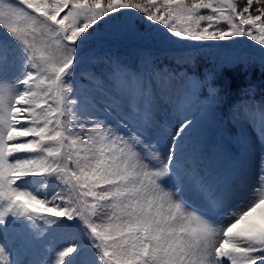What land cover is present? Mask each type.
Instances as JSON below:
<instances>
[{
  "label": "snow or ice",
  "instance_id": "1",
  "mask_svg": "<svg viewBox=\"0 0 264 264\" xmlns=\"http://www.w3.org/2000/svg\"><path fill=\"white\" fill-rule=\"evenodd\" d=\"M122 9L136 10L178 41L247 37L264 46V0H0V25L22 53L20 76L7 99L0 95V201L13 215L35 213L30 205H39L52 217H77L90 233L97 264H264V152L248 201L228 212L223 226L210 218L222 215L237 194L255 146L264 149V119L254 128L255 144L243 131L241 112L251 116L246 104L231 108L229 123L239 131L225 147L218 110L226 96L214 81L231 62L186 77L157 70L149 56L128 70L143 83L141 99L132 103L103 89L81 94L69 83L93 26ZM37 36L55 45L59 61L37 46ZM114 39L142 38L123 32L97 37L100 44ZM7 63L0 59V73ZM254 91L241 89L244 96ZM161 104L172 106L176 124L157 121ZM208 130L215 142L206 155ZM226 151L230 168L217 171ZM39 176L54 177L71 201L63 195L66 206H49L15 187L22 178ZM169 177L174 189L162 186ZM185 184L202 211L184 201ZM74 252L75 246L59 252L57 264ZM0 264H7L2 249Z\"/></svg>",
  "mask_w": 264,
  "mask_h": 264
},
{
  "label": "rangeland",
  "instance_id": "2",
  "mask_svg": "<svg viewBox=\"0 0 264 264\" xmlns=\"http://www.w3.org/2000/svg\"><path fill=\"white\" fill-rule=\"evenodd\" d=\"M12 2H15V0H12ZM134 21V25L126 29V26L124 24L123 27L120 29H117L115 25V29L113 30L114 33H132L136 34L139 37H141L142 40H146L147 42L150 41L149 39L152 37H155V39H159L162 37V40H172V47L173 48H181L179 47V41L170 36L163 28L157 29L156 26L153 28L154 25H151L149 22L145 21V26L143 24H139L140 22H137L141 19H131ZM129 22V23H130ZM139 24V25H138ZM128 25V23H126ZM3 32L2 25H0V39H5ZM6 35V34H5ZM2 36V37H1ZM244 40L246 39L247 42H254L247 37H242ZM119 42H128L129 40H120L116 39ZM153 41V40H152ZM231 41H240L239 37L234 38V40ZM37 46L39 48H43L46 54L51 55L56 61H59L61 59L60 53L57 51L55 45L50 41L46 40L44 36H37L36 38ZM246 42V44H248ZM102 45V44H101ZM240 45V46H239ZM7 46V45H5ZM111 47V46H109ZM5 48L2 44H0V49ZM108 48L106 43L103 44V49ZM112 48V47H111ZM116 50L119 51L120 54H128L132 52H126L122 50L120 47H114ZM250 49L249 45H242L241 43H231V47L228 50H225V48H221V51L216 52L213 54L214 60H211L210 63H212V67L215 68L217 65L221 64L222 62H231L227 66L224 67L226 72H228V69H231L232 71H243L245 68H248L247 71L258 72L261 70V64L264 63L263 58L259 56H251L248 50ZM5 50L9 53L11 56V62L12 64H6L3 72L0 73V95H4L7 99V96L10 94L11 91V84L12 82L18 78L21 74L20 69V57L22 53L20 52V49H17L15 47L12 48H5ZM136 61H139V64L142 59L147 58L145 53L136 51ZM179 56L176 58H167V63L173 61L175 63L178 62H187L190 63L192 59L189 58V56H194V51H182L177 52ZM111 53H106L104 55L102 54H91V53H84L79 55L77 59V65H84L86 70L94 71L95 73L101 72L100 75L104 74V70H113V69H119L120 71H125L129 66L121 63L117 59L115 61H118L119 64L122 67L117 68L116 65L113 63L114 56ZM187 56V57H186ZM122 61H129L130 58H125L123 60L122 58H119ZM156 61H152L153 64H160L162 63V59H159ZM161 61V62H159ZM31 63V62H30ZM252 63V64H251ZM166 64V63H165ZM164 65V64H163ZM175 68L174 63L172 64V69ZM35 70V69H34ZM176 72V71H175ZM174 72V73H175ZM90 73V72H89ZM264 76V71H262ZM84 73L81 72L79 75H76L72 77L74 80V88L77 92L83 94V91L85 90L84 82L86 79L83 77ZM71 79V80H72ZM2 80V82H1ZM70 83V82H69ZM93 86V85H92ZM107 92H110L114 95L116 94L115 89H108ZM240 94V98L244 97H250V96H244L242 93ZM254 95V93L252 94ZM251 95V96H252ZM244 96V97H243ZM167 110H170V107L166 106ZM198 114V113H197ZM262 115V119L264 116V112ZM173 123L178 122V117L174 118ZM65 123H67L65 121ZM247 132V131H246ZM244 132L250 139V141H253L255 144V141H257V131H254V137L252 135H248V133ZM235 134L232 135V137ZM224 138V137H223ZM231 137H229V141L225 143V147L227 146L231 147ZM164 147L160 146L161 151L166 152V146L163 142H161ZM214 147V146H213ZM212 150V148H209V152ZM264 152V149H261L258 145L255 146L253 153L249 156L247 161L245 162L240 175L238 177L237 182L241 181L242 179L248 177L249 182L254 181V183L258 186V176H259V160L260 156ZM26 154H18V157L22 158ZM210 159V158H209ZM255 160V161H254ZM210 164L216 163V161H213L210 159ZM257 161V162H256ZM209 162V161H208ZM231 163V157L228 154V152H225V156L223 159H221L216 164V170L220 172L228 171L230 168ZM162 186L166 189H172V183L167 181V179L163 180ZM172 184V185H171ZM243 184V182L241 183ZM15 187L18 190L26 191L32 195H34L36 198L44 200L46 203H48L49 206H66L63 203L64 196L65 198L69 199L71 201L72 197L69 195L68 189H63L61 184L54 178V177H26L22 178L20 181L17 182ZM256 188V186H255ZM189 196H191V201L197 205V201L199 200L194 194H191L190 192L187 193ZM262 193H257V195H260ZM64 195V196H63ZM196 198V199H194ZM248 198L246 199V201ZM245 202H240L239 199L237 200L236 204L234 206L229 205L228 210L233 211L239 207H241ZM199 203L202 204V202L199 200ZM203 205V204H202ZM240 205V206H239ZM237 206L236 208H234ZM30 207H34L37 209L35 213H30L27 216H21L19 214L13 215L11 212L7 211V204L6 202L0 201V213H3V222L0 223V249L3 250V256L5 257L7 264H57L58 262V254L62 251L63 248L69 247V246H75L78 248V245L81 246H89L91 245V249L88 251H83L75 261V264H97V257H96V250L92 247V241L90 239V233L88 229L84 226L83 221H80L77 217H73L70 222L71 230H68L67 233L63 234H57L60 231H58L55 236L51 237L48 241L44 242L41 245H37L36 237L38 234H41L43 228L40 231L34 232L35 225L38 224L40 219L45 216L46 213L44 212L43 208H41L39 205H30ZM81 211L83 212L84 209L81 208ZM228 211V212H229ZM228 212H224L221 214H213L212 220L216 226H223L226 223V217ZM49 216V215H48ZM92 219H95V217H92ZM103 219V218H102ZM106 220V217H104V221ZM68 221L67 218H59L56 223L54 224L52 230L55 227L59 226H65V223ZM97 223H102V220H97ZM44 224V223H42ZM40 228V227H39ZM38 230V229H37ZM36 231V230H35Z\"/></svg>",
  "mask_w": 264,
  "mask_h": 264
},
{
  "label": "trees",
  "instance_id": "3",
  "mask_svg": "<svg viewBox=\"0 0 264 264\" xmlns=\"http://www.w3.org/2000/svg\"><path fill=\"white\" fill-rule=\"evenodd\" d=\"M103 2V0H102ZM237 2H240V0H237ZM141 19L138 20L137 22H140L139 24H143L145 26V19L144 17L138 13L136 10L133 9H122L116 13L110 14L108 17H106L97 28L93 26V33L90 39H87L83 46L77 51V59L79 55L84 54V53H102V52H112L116 56L121 57L123 59L125 58H130L129 60L132 62L134 61L136 54L138 52L142 53H152V54H158L159 52H164L168 53L169 51L175 50L176 48L172 47V40H162V37L159 36V39H155V37L150 38L147 43L142 41H128V42H119L116 39L110 40L106 42V45L108 48L103 49V44L101 45L97 41L98 36H103V35H110V34H115L114 29L115 25L117 26V29H121L123 27L122 24L126 26V29L131 26V19ZM130 22V23H129ZM99 23V22H98ZM128 23V25H126ZM134 21H132V26L134 25ZM138 24V25H139ZM155 28V26H153ZM153 40V41H152ZM240 41H216V42H204V43H198V42H188V41H179V47L181 48H190V47H195L198 45H207L208 47L210 46H220V48L217 51H221V48H225V50L230 49L231 43H241L242 45L246 44L247 40L243 39L242 37H239ZM249 45H258L255 41L254 42H247ZM111 46V47H109ZM120 47L122 50L126 52H132L128 54H120L118 50H116L114 47ZM240 46V45H239ZM261 46V45H260ZM81 67L80 65L75 66L74 73L79 70ZM252 68V67H251ZM250 68V69H251ZM224 69V68H223ZM239 71L234 74L230 72L229 75L225 74L224 72H219L220 75L219 78L222 80L225 76L227 78V81L229 83V87L232 88L235 85L239 84L241 86L246 85V84H254L258 86L259 88L264 89V76L262 71H258L257 73L252 71ZM70 72L72 69L69 70Z\"/></svg>",
  "mask_w": 264,
  "mask_h": 264
},
{
  "label": "bare ground",
  "instance_id": "4",
  "mask_svg": "<svg viewBox=\"0 0 264 264\" xmlns=\"http://www.w3.org/2000/svg\"><path fill=\"white\" fill-rule=\"evenodd\" d=\"M1 82H2V80H1ZM254 161H255V160H254ZM256 162H257V161H256ZM253 182H254V181H253ZM247 201H248V200H247ZM247 201H246V202H247ZM103 221H104V218L102 219V222H103Z\"/></svg>",
  "mask_w": 264,
  "mask_h": 264
}]
</instances>
